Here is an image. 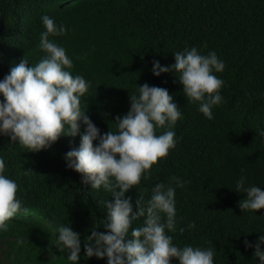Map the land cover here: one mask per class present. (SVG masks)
Masks as SVG:
<instances>
[{
	"label": "trees",
	"instance_id": "obj_1",
	"mask_svg": "<svg viewBox=\"0 0 264 264\" xmlns=\"http://www.w3.org/2000/svg\"><path fill=\"white\" fill-rule=\"evenodd\" d=\"M43 14L66 26L64 35L50 39L73 59L70 71L91 82L81 107L101 133L116 131L115 117L129 110L130 95L145 82L166 88L182 112L173 129L175 147L126 192L133 211L139 195L146 200L156 183L178 176L186 183L175 191L173 243L214 248V264H259L244 241L264 234V208L242 210L238 202L246 193L235 184L244 175L246 185L264 190V137L256 133L264 128V0H0V78L24 57L35 64L44 55L37 47ZM192 46L202 54L214 50L225 63L215 73L224 82V100L213 107L211 120L187 100L174 70L151 71L154 60L171 65L175 51ZM79 143V133L62 134L33 152L0 135L5 173L30 209L0 232V264H70L69 253L53 244L52 228L61 224L80 233L79 259L71 264H107L106 257L84 256L92 230L110 231L103 227V200L112 197L66 167L63 154Z\"/></svg>",
	"mask_w": 264,
	"mask_h": 264
},
{
	"label": "clouds",
	"instance_id": "obj_2",
	"mask_svg": "<svg viewBox=\"0 0 264 264\" xmlns=\"http://www.w3.org/2000/svg\"><path fill=\"white\" fill-rule=\"evenodd\" d=\"M41 22L45 30L39 33L37 47L44 55L35 64H29L24 57L0 78V135L37 152L51 147L62 134L79 133V146L63 154L66 167L81 173L82 182L90 183L92 189L102 188L112 197L103 200L107 221L103 227L110 231L92 230L83 245L84 256L106 257L107 264H171L173 257L178 264H214V248L180 246L169 234L176 231L177 224L175 191L186 181L174 176L168 183H156L146 200L139 195L136 211L131 197L126 196L131 187L140 183L142 175L148 177L158 158L167 156L175 147L173 129L182 112L173 96L164 87L147 82L138 85L136 93L130 95L129 110L115 117L116 131L101 133L81 107L91 82L70 71L73 59L65 47L50 39L64 35L66 26L57 24L48 14L41 16ZM173 55L175 62L171 65L154 60L152 73L159 76L174 70L187 100L197 104L206 118L213 119V107L224 100L220 92L224 82L215 74L224 70V61L214 50L202 54L196 46ZM159 129L164 130L157 134ZM256 133L264 137V128L256 129ZM5 169L4 158L0 157V232L8 230V221L17 214L30 213L17 197V182ZM245 180L241 175L235 184L238 192L246 193L239 207L244 211L264 208V190L255 184L246 185ZM141 217L142 223L130 230V225ZM187 227L194 228L195 221ZM52 232L53 244L69 253L66 259L70 264L76 262L81 252L80 233L65 224L52 228ZM244 244L253 247L254 257L264 264V234Z\"/></svg>",
	"mask_w": 264,
	"mask_h": 264
}]
</instances>
